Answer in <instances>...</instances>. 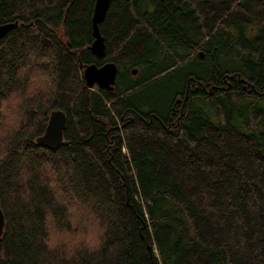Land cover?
Segmentation results:
<instances>
[{
    "label": "trees",
    "instance_id": "1",
    "mask_svg": "<svg viewBox=\"0 0 264 264\" xmlns=\"http://www.w3.org/2000/svg\"><path fill=\"white\" fill-rule=\"evenodd\" d=\"M94 4L0 0V24L17 22L0 96L33 52L54 53L57 74L0 160V264H264V0H111L102 59ZM106 62L113 90L87 87L84 68ZM57 109L63 143L47 149L36 139ZM45 162L71 167L63 193L41 184ZM70 206L107 226L103 249L71 262L42 242L46 215Z\"/></svg>",
    "mask_w": 264,
    "mask_h": 264
},
{
    "label": "clouds",
    "instance_id": "2",
    "mask_svg": "<svg viewBox=\"0 0 264 264\" xmlns=\"http://www.w3.org/2000/svg\"><path fill=\"white\" fill-rule=\"evenodd\" d=\"M18 86L0 96V148L4 159L16 138L27 130V109L34 103L50 99L57 91L55 54L33 52L17 70ZM7 80V76H4ZM72 175L68 165L57 168L45 162L41 168L40 181L54 195L63 193V182ZM30 173L22 169L18 181L26 183ZM27 200L28 195L24 194ZM107 226L94 214L85 213L79 207H66L62 219L54 213L45 217L43 244L48 252H59L63 259L71 262L82 252L95 254L105 244Z\"/></svg>",
    "mask_w": 264,
    "mask_h": 264
},
{
    "label": "water",
    "instance_id": "3",
    "mask_svg": "<svg viewBox=\"0 0 264 264\" xmlns=\"http://www.w3.org/2000/svg\"><path fill=\"white\" fill-rule=\"evenodd\" d=\"M111 0H95L92 14V33L93 41L90 45L91 53L98 59L105 57V39L100 33L99 25L103 22ZM17 22L0 24V39L9 33ZM117 73L116 65L113 62H106L101 66L89 64L84 68L83 78L87 87L97 86L99 89L113 90L115 77ZM133 74L137 70L132 71ZM66 127V114L62 110H53L50 112L45 130L36 139L37 145L47 148L56 149L63 143L64 130ZM5 225L4 214L0 205V235Z\"/></svg>",
    "mask_w": 264,
    "mask_h": 264
},
{
    "label": "rangeland",
    "instance_id": "4",
    "mask_svg": "<svg viewBox=\"0 0 264 264\" xmlns=\"http://www.w3.org/2000/svg\"><path fill=\"white\" fill-rule=\"evenodd\" d=\"M97 87V86H96Z\"/></svg>",
    "mask_w": 264,
    "mask_h": 264
}]
</instances>
